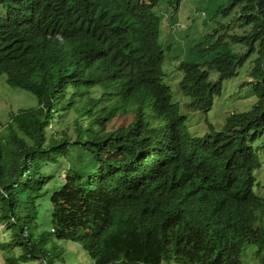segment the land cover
Here are the masks:
<instances>
[{"label":"trees","instance_id":"obj_1","mask_svg":"<svg viewBox=\"0 0 264 264\" xmlns=\"http://www.w3.org/2000/svg\"><path fill=\"white\" fill-rule=\"evenodd\" d=\"M125 1L0 0V264H264V193L248 176L264 155V0L171 6L198 33L178 67L183 90L224 119L206 136L237 178L222 192L181 168L185 126L164 132L145 117L167 119L169 93L151 75L126 78L138 70L125 57L143 68L154 57L145 15L138 5L133 32ZM31 8L55 23L53 43L12 28ZM110 20L130 38L115 54ZM35 45H55V58H33ZM248 63L250 98L235 112L223 91Z\"/></svg>","mask_w":264,"mask_h":264},{"label":"clouds","instance_id":"obj_2","mask_svg":"<svg viewBox=\"0 0 264 264\" xmlns=\"http://www.w3.org/2000/svg\"><path fill=\"white\" fill-rule=\"evenodd\" d=\"M173 2L174 0H162L160 4L155 0H127L124 2L123 8L126 10L127 15L131 16L134 20L132 23L133 32H137L136 20L139 15L138 5L140 6V11H142L145 15L151 28V36H153L152 46L154 57V60L152 61V68L140 67L133 59L125 57L122 60L124 65L127 67H134L138 70V72L130 74L126 78L131 80L144 74L151 75L157 89L160 91H167L169 93L170 101L167 104H163L164 109L161 110L162 115H165L166 113L169 114L167 119L162 117L160 121H156L157 115L153 111L146 108L144 109L145 117L153 120L161 131L164 132L172 131L179 125L185 126L186 131L189 133V137L194 140L192 144H185L177 150V153H183L181 168L188 169L191 174L193 170H196L195 176L198 178L202 177L203 181L211 186V192H222L225 184L228 186L234 184L235 186L237 178L232 174L231 170L224 165L221 153L218 149L212 147L208 143L206 136L223 130L225 126L224 119L222 118L221 122L218 124L213 123L209 119L208 113H206L204 109L199 108L196 105V100L183 90L180 82L183 77V73L178 69L183 59H179L180 56H175L173 51L181 48L188 51L189 46H193L190 45V34H194V30L190 24L174 18L173 13H171L173 11L171 8ZM211 2L212 0H209V4H211ZM163 3H166L167 8L164 7ZM32 11L35 17L32 16V18L24 22L26 24L23 27H21V23H13L12 28L22 32V28L30 26L33 33V36L30 39L47 40V42L53 43L54 40L52 38V31L55 27V23L45 20L42 14L36 16L38 10L34 11L32 9ZM237 24L238 23L233 24L232 22L230 26H237ZM112 27L119 29L120 25H114L111 21V25L107 29L108 35L106 37L112 47L111 53L115 54L120 51V42L124 39V37H126L127 41H130V38L123 31L109 33V30ZM114 34H118V37L115 38ZM184 42H186L185 45L183 44ZM4 44L8 46L9 43L6 41L3 43L1 39L0 47L5 49L3 46ZM178 45H180V48H178ZM37 49L44 50V53L40 55ZM54 49H56L55 45H35L31 48L33 51L32 57L42 60L53 59L55 58L53 54ZM61 56L66 55L62 54ZM156 63H158V69L154 67ZM12 64L14 68H24L23 65H17L14 58L12 60ZM213 77L215 78L213 80L211 79V81L215 83L219 75L215 74ZM1 81L5 85H8L6 83V72L0 74V83ZM242 83L239 85V88H247L243 86ZM231 85H233V83ZM249 93L250 92H248L247 95H250ZM237 98L239 97H233V100ZM29 106H33V104ZM248 109L249 107L247 109L240 110V112L247 111ZM233 110L236 112V109ZM130 119L132 120V117H130ZM171 120L175 123L173 127H170L169 124ZM261 134L264 136V129ZM153 153H156V151H153ZM263 169L264 155H260L259 166L252 167L248 173V176L251 177L255 181L254 184H256V187H252L253 191L256 189L257 192L261 189L264 193V178L259 176Z\"/></svg>","mask_w":264,"mask_h":264},{"label":"rangeland","instance_id":"obj_3","mask_svg":"<svg viewBox=\"0 0 264 264\" xmlns=\"http://www.w3.org/2000/svg\"><path fill=\"white\" fill-rule=\"evenodd\" d=\"M186 0H184L185 2ZM190 1V0H189ZM193 1V0H191ZM205 4L204 6L206 7L207 5L209 6V0H205ZM215 1H219V0H212V2H215ZM164 7L167 8V5L166 3H163ZM181 9L183 10V13H182V17L184 16V14L187 13L189 14V16H192L190 14H192L193 12V9L194 7L193 6H185L183 5L181 7ZM186 10V11H184ZM178 14V13H177ZM195 15L198 16V13L195 12ZM198 24V23H196ZM196 36H198V33L197 34H193L191 33L190 34V39H191V42H190V45H196ZM184 45L186 44V42L183 43ZM189 50L187 51L186 49H176L173 51V53L175 54V56H180L179 59H188V61L190 59L193 58L196 50H193L190 48H188ZM249 63L241 70L240 74L241 76L237 77L236 79L233 80V85H230L232 80L229 81L228 84H226L225 86V90L223 91L224 93V98L225 100H229V104L232 106V108L234 109H242V106L239 102L240 98L242 97L244 99V103L245 105L248 103L249 101V98H250V95H247L249 90L247 88H239V85L244 81V80H247L248 82L251 81V78L249 76ZM215 77H212V80L214 79ZM243 87V86H241ZM240 91V92H239ZM242 92V93H241ZM237 94V95H235ZM250 94V93H249ZM233 97H239L235 100H233ZM33 102L31 100H24V106L27 107L29 105H32ZM216 105H220V104H216ZM209 115V119L213 122V123H220L221 122V114L219 113H214V114H210L208 113ZM260 177H263L264 178V169L261 171V173L259 174ZM3 233V227L0 225V236L2 235Z\"/></svg>","mask_w":264,"mask_h":264}]
</instances>
